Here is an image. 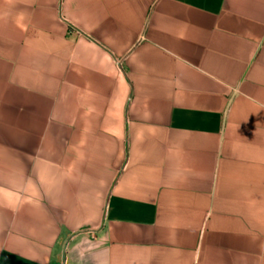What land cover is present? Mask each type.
Masks as SVG:
<instances>
[{
    "label": "crops",
    "instance_id": "0c3cea01",
    "mask_svg": "<svg viewBox=\"0 0 264 264\" xmlns=\"http://www.w3.org/2000/svg\"><path fill=\"white\" fill-rule=\"evenodd\" d=\"M0 264H264V0H0Z\"/></svg>",
    "mask_w": 264,
    "mask_h": 264
},
{
    "label": "built area",
    "instance_id": "2783aa9c",
    "mask_svg": "<svg viewBox=\"0 0 264 264\" xmlns=\"http://www.w3.org/2000/svg\"><path fill=\"white\" fill-rule=\"evenodd\" d=\"M77 34L81 35V33H80V32H78Z\"/></svg>",
    "mask_w": 264,
    "mask_h": 264
}]
</instances>
